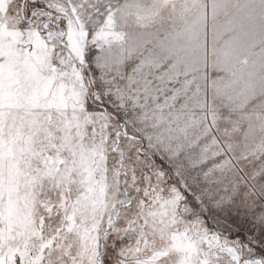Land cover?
<instances>
[{
  "label": "snow or ice",
  "instance_id": "1",
  "mask_svg": "<svg viewBox=\"0 0 264 264\" xmlns=\"http://www.w3.org/2000/svg\"><path fill=\"white\" fill-rule=\"evenodd\" d=\"M0 264H264V0H0Z\"/></svg>",
  "mask_w": 264,
  "mask_h": 264
}]
</instances>
